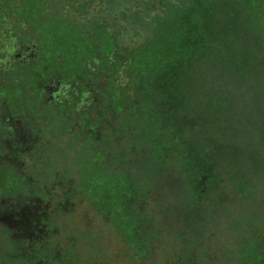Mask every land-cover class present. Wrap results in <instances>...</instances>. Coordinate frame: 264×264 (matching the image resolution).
<instances>
[{
  "label": "rangeland",
  "instance_id": "374dc122",
  "mask_svg": "<svg viewBox=\"0 0 264 264\" xmlns=\"http://www.w3.org/2000/svg\"><path fill=\"white\" fill-rule=\"evenodd\" d=\"M3 1L0 0V93L18 95L19 101L35 106L38 117L51 124L50 139H38L20 154L21 171L35 179V194L44 198L48 206L45 231L39 238L25 240L26 252L30 253L26 256L28 264H49L48 258L54 264H241L245 239L257 243L255 228H264V34L260 23L264 2L217 1L229 7L232 14L235 12L233 21L241 30V38L247 44L251 38L257 42L255 56L261 64L248 81L236 83L233 111L223 114L232 122L222 126L224 139L234 148L229 152L234 160L225 167V185L244 181L254 190L244 198L242 193L235 196V188L226 187L228 191L213 208L204 204L211 211H195L190 205L192 159L176 152L170 158V171L162 172L151 156L155 148L152 135L161 136L160 130L149 131L160 117L156 101L160 90L149 72L135 67L133 50L114 43L110 54L104 56L94 32L88 28L97 18L82 16L78 1L42 0L36 4L32 0H6L5 5ZM102 6V2L89 6L88 14L102 13ZM62 20L68 28L74 23L80 25L89 41L94 42L93 55L80 50L74 39L60 35ZM32 27L42 32L34 35ZM12 29L19 37L31 32L32 40L41 46L44 59L40 65L24 66L9 59L17 37L10 33ZM253 31L255 36H251ZM79 61L84 62L82 75L68 80ZM57 82L61 88L58 102L72 96L78 110L94 105L90 109L100 129L96 139L84 129L76 136L59 135L66 122H76V115L71 118L65 110L38 101L43 86ZM6 141L0 123V264H27L21 258L22 247L11 223L1 219L24 202L23 196L31 188L22 180ZM99 158L103 165L95 162ZM167 161H163L165 167ZM101 168L107 174L109 170V176L116 177L119 185L125 183L118 180L125 174L150 189L140 205L146 236L138 253L89 199L96 201V206L118 203L115 194L97 196L101 180L92 176H99ZM251 187L248 192H252ZM220 192L216 188L213 195L219 196ZM111 208L106 213L111 214L113 224L122 225L124 219L117 218ZM181 215L191 221L185 222ZM193 224L201 225L200 233H195ZM43 256L42 262L37 261Z\"/></svg>",
  "mask_w": 264,
  "mask_h": 264
},
{
  "label": "trees",
  "instance_id": "16d2710c",
  "mask_svg": "<svg viewBox=\"0 0 264 264\" xmlns=\"http://www.w3.org/2000/svg\"><path fill=\"white\" fill-rule=\"evenodd\" d=\"M32 1L40 4L42 0ZM75 1L80 5L82 16L97 18V22H90L88 28L94 32L104 56L110 54L114 43L129 46L133 50L135 67L145 69L155 78L160 90L156 98L160 117L148 127L152 132L160 130L161 136L155 138L151 134V141L155 144L151 156L162 172L170 171V158L176 152H183L184 158L192 159L189 179L193 187L190 202L193 210H205L204 204H211L213 208L214 203L222 200L227 188H235V196L242 193L244 198H249L254 190L250 183L237 181L231 186L225 185V167L234 160L229 155L234 148L229 140L224 139L222 126L229 118L226 116L225 119L223 114L233 111L236 83L248 81L253 70L261 64L255 56L257 42L251 38L247 44L241 38V30L233 21L235 12L232 14L233 11L220 5L218 0ZM245 1L249 4L264 2ZM3 2L6 4V0ZM100 2L102 13L88 14L89 6ZM59 23L63 38L74 39L80 50L88 56L93 55L94 42L89 41L79 24L74 23L68 28L64 20ZM260 23L264 34V15H261ZM32 29L39 33V28ZM254 32L251 36H255ZM74 67L68 75L70 81L82 75L84 62L79 61ZM166 159L165 167L163 161ZM100 161L101 158L95 162L103 165ZM111 171L114 173L112 168ZM109 173L101 168L99 176H92L101 180L97 196L101 197L105 192L115 194L113 197L118 203L96 206V201L89 199L138 253L145 245L146 236L140 205L147 199L150 189L121 173L118 180L125 183L119 185L115 182L116 177L109 176ZM248 186L252 192H248ZM216 188L221 192L215 197L213 191ZM109 208L117 218L124 219L122 225L115 227L111 214L106 213ZM211 208L206 210L211 211ZM181 219L191 221L187 215H181ZM193 225L195 233H200L198 228L201 225ZM255 230L257 243L245 239L243 249L246 252L241 264H264V228L258 226ZM43 259L44 256L37 261ZM48 260L49 264H54ZM184 264L192 263L187 261Z\"/></svg>",
  "mask_w": 264,
  "mask_h": 264
},
{
  "label": "flooded vegetation",
  "instance_id": "af4514ba",
  "mask_svg": "<svg viewBox=\"0 0 264 264\" xmlns=\"http://www.w3.org/2000/svg\"><path fill=\"white\" fill-rule=\"evenodd\" d=\"M12 30V32H6L16 35V29ZM30 30L32 34H38L36 30ZM31 32L21 37L16 35L17 37L12 42L13 53L9 56L12 62L24 66H38L42 63L44 58L40 54V45L37 41L32 40ZM60 94V82H57L55 85L47 83L43 86L42 95H39L40 99L38 100L48 107L55 106L60 111L65 110V114L67 116H72L71 118L76 115V122L70 124L66 122L64 124V132L59 135L62 137H67L69 135L76 136L78 134L77 132H81L84 129L90 137L96 139L100 134V129L96 128L93 117L94 114L90 109L94 105L84 106L82 109L78 110L76 99L72 96L66 101L58 102L57 100ZM18 98V95L9 97L0 93V123L7 137L6 147L15 158L16 168L21 174L22 180L26 181L31 188L30 192L23 196V198L25 197L24 202L16 205L17 207H14L9 214L2 216L1 219L11 223L14 237L19 240L22 247V257H19L24 258L28 263L29 258H26V256H29L30 253L28 254L26 252L25 240L39 238L45 231L48 206L44 198L35 194L38 185L35 179L26 176L25 173L21 171L23 164L21 163L20 154L29 150L31 147L30 144L38 139H50L51 124H48L45 118L38 117L36 112L37 108L35 106L25 105L19 101ZM76 129H78V131ZM44 184L45 182L43 181V185ZM31 248L34 249L33 246Z\"/></svg>",
  "mask_w": 264,
  "mask_h": 264
}]
</instances>
